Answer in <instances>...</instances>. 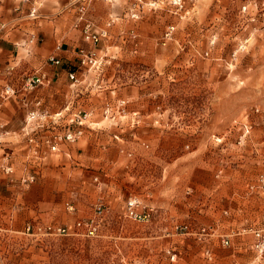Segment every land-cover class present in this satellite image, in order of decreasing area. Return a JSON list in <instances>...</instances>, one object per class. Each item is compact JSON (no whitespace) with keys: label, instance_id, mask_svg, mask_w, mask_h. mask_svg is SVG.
<instances>
[{"label":"rangeland","instance_id":"374dc122","mask_svg":"<svg viewBox=\"0 0 264 264\" xmlns=\"http://www.w3.org/2000/svg\"><path fill=\"white\" fill-rule=\"evenodd\" d=\"M109 5L122 16L112 17L108 40L79 49L99 66L80 65L78 51L74 65H57L67 73L58 83L9 64L30 51L9 43L14 27L0 18V117L7 118L0 124V264H264L252 236L241 233L264 226V191L249 188L264 176V0ZM35 73L49 84L25 90ZM53 85L67 91L63 103L54 96L62 118L43 133L61 136L76 128L70 119L89 113L81 137L60 140L59 153L44 161L11 158L18 138L3 137L5 129L23 125L24 104L36 94L32 109L38 99L45 109ZM63 152L67 160L54 158ZM28 175L32 182H23ZM129 199L149 211L148 222L127 218ZM180 225L188 233L176 232ZM201 228L214 235L200 236Z\"/></svg>","mask_w":264,"mask_h":264},{"label":"crops","instance_id":"0c3cea01","mask_svg":"<svg viewBox=\"0 0 264 264\" xmlns=\"http://www.w3.org/2000/svg\"><path fill=\"white\" fill-rule=\"evenodd\" d=\"M1 1H4V4L0 5V18L8 23L10 27H14L11 35L8 37L9 43L17 44L19 45L18 47L28 45V50L30 51L28 52L29 54L21 52L19 56L8 59L7 61L9 64H21L20 66L26 68L24 69L25 71H31L32 68H34V70L40 69L53 81V83H58L63 75H65L67 79V73H65L64 68L52 64L46 65V62L50 58H56L59 59L62 64H73L75 60H78L76 53H78V51H80L79 49L85 44L82 40L81 27L72 29L71 23L73 17L77 15L72 0ZM109 6V4L101 2H94L90 6L87 18L94 24L95 29L103 27L114 16L116 17L118 15L119 17L120 15L121 18V13L119 11L117 12L115 8L111 9L112 7L110 8ZM15 8L17 9L16 11H14ZM32 9L35 10V14L30 17L28 13H31ZM123 18L125 19L126 16ZM115 24L110 27L109 33H111V29H113L114 26L116 27ZM29 40H31V43L28 44ZM58 47H62L63 49L59 50ZM33 49L35 50L34 52H32ZM71 86H74V84H71ZM64 89L63 85L58 89L53 85L52 89L46 93L48 96H51V99H49L50 102L46 104V111L49 113H56L59 111L58 109L63 106V104L61 105V103H63V96L67 93ZM57 94L60 96L58 97L61 101L59 104L57 103V97L54 98ZM39 96L42 97V95L36 94V96L33 97V101L34 98ZM58 106L61 107L59 108ZM6 119L7 118L0 117V124L5 125ZM21 126L22 123L18 128L14 126L7 127L3 135V137H5L8 135L12 136L13 133L14 135L17 134L16 154L12 152L11 158L17 156V154L22 155L21 153H23L22 149L25 144L20 135ZM58 157L67 160L70 156L68 152H63L54 156V158Z\"/></svg>","mask_w":264,"mask_h":264},{"label":"built area","instance_id":"2783aa9c","mask_svg":"<svg viewBox=\"0 0 264 264\" xmlns=\"http://www.w3.org/2000/svg\"><path fill=\"white\" fill-rule=\"evenodd\" d=\"M118 0H72L73 6L76 10V22L75 27H81V35L82 40L91 45V46H97L101 42L108 40L109 38V29L110 27L115 23V20L111 18L108 23H106L103 27L99 29H95L94 24L90 21V19L87 18V15L89 14L90 6L94 2H101V3H107V4H114ZM35 10L32 9V16H34ZM130 18L131 19H137V14L135 10L132 9L130 12ZM59 49V47H58ZM80 65L84 66L87 65L91 68L97 65V59L94 56V54L90 51H84L80 50ZM49 62L52 65H59L60 60L56 58H50ZM68 78L72 82H77L76 73L71 71L68 72ZM49 84V79H46L45 75H40L35 73L34 75H30L27 77L25 81V90L31 89L32 86L42 84V83ZM10 91H12L10 88H6L5 94H8ZM13 93V91H12ZM123 107L124 102L120 103ZM26 110L24 122L21 128V133L24 138L25 146L22 149L24 157L28 161H32L33 154H37L42 161L46 160L49 155H54L59 153V142L60 140L66 142V143H74L76 140H78L82 133V126H84L85 123L89 121L90 114L89 113H82L77 114L75 117L70 119V123H73L76 128L74 130L65 129L63 134L61 136H58L56 134L54 135H47L43 132L45 130H48L49 127L52 129H55L58 122L61 120L62 116L61 113H54L52 116H48V112L43 109V103L42 100H36L34 103V109H32V102L25 103L24 104ZM106 113L109 114V109H105ZM122 113L124 112L123 109L120 110ZM112 120L115 119V117L111 118ZM5 173L10 174L13 172L12 166L10 165L8 159L6 158L4 169ZM33 178L32 176H27L26 178H23V182H32ZM257 185H251L249 188L250 190H253L255 187L261 189L264 191V176L261 175L258 177ZM69 209L72 210L70 207ZM98 210H100V207H98ZM126 216L127 218L137 221V222H148L151 214L149 211L144 210V207L141 206L140 201L137 199H129L126 203ZM262 217L264 218V211L262 212ZM81 223H77V227H81ZM91 229V225L89 226ZM176 232H180L182 234L188 233V226L187 225H180L176 226L175 228ZM29 230V227L27 228ZM48 231H53L55 233H66V230L64 228H52L48 227ZM242 234H250L254 240L253 242V252L255 254L256 259L263 260L264 259V226L263 228H255V227H249L247 229L242 230ZM200 236H213L214 232L211 229L201 228L200 229ZM220 244L225 247L231 246V240L229 236H221L220 237ZM167 255L171 262H174L176 259L175 253L171 252L170 250L167 251ZM204 255L206 258L211 259V252L206 249L204 251Z\"/></svg>","mask_w":264,"mask_h":264}]
</instances>
